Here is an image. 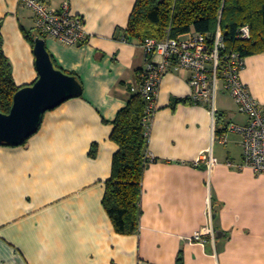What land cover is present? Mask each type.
<instances>
[{
	"label": "crops",
	"instance_id": "obj_1",
	"mask_svg": "<svg viewBox=\"0 0 264 264\" xmlns=\"http://www.w3.org/2000/svg\"><path fill=\"white\" fill-rule=\"evenodd\" d=\"M42 1L55 9L63 2ZM134 2L68 0L72 13L86 17V41L45 39L55 64L79 77L82 94L47 110L24 144H0V264H264V173L237 166L240 134L216 139L219 127L244 125L247 117L222 89L214 117L208 103L172 106L173 99H191L184 68L169 70L158 86L147 144L154 160L142 179L138 232L113 228L102 205L117 149L112 122L146 62L141 42L125 37ZM0 30L15 84L33 83L31 10L0 0ZM240 77L264 107V52L245 57ZM208 148L217 161L210 171L194 163ZM209 222L213 237L188 240Z\"/></svg>",
	"mask_w": 264,
	"mask_h": 264
},
{
	"label": "trees",
	"instance_id": "obj_2",
	"mask_svg": "<svg viewBox=\"0 0 264 264\" xmlns=\"http://www.w3.org/2000/svg\"><path fill=\"white\" fill-rule=\"evenodd\" d=\"M244 24L249 25L251 35L249 39L241 40L237 38V31ZM217 27L224 41L223 52L235 51L243 57L264 52V0H135L125 37L141 42L147 37L158 40L166 36L177 38L189 32L212 35ZM61 70L74 75L82 89L75 73ZM21 87L13 80L11 64L3 52L0 30V112H9L12 96ZM180 102L193 103L190 98H182L173 99L171 104L174 106ZM145 108L146 100L140 92L130 91L126 105L112 122L110 139L117 149L112 156L110 177L105 182L102 205L114 230L123 235L138 232L142 179L148 164L154 160L146 157ZM224 130L219 127L217 135ZM95 152L96 147L92 145L90 156Z\"/></svg>",
	"mask_w": 264,
	"mask_h": 264
},
{
	"label": "built area",
	"instance_id": "obj_3",
	"mask_svg": "<svg viewBox=\"0 0 264 264\" xmlns=\"http://www.w3.org/2000/svg\"><path fill=\"white\" fill-rule=\"evenodd\" d=\"M30 9L34 18L37 36L42 39L54 38L60 42L76 46L87 39L86 17L72 13L68 0H63L61 8L55 9L42 0H19ZM248 24L241 25L237 38L249 39ZM146 62L142 69L141 80L131 91H139L146 100L143 124L148 135L156 109V96L162 77L171 69L184 68L190 71L188 80L192 88L193 103H208V111L215 116L214 96L220 89L234 100L239 113L247 117V123L239 125L228 123L225 130L216 135V139L225 143L228 133L241 135L242 162L239 168L249 167L254 173H264V107L250 93L240 77L245 57L238 52H223L224 41L221 30L216 28L212 35L189 32L177 38L166 36L164 39L147 37L141 41ZM146 157L153 158L148 152ZM203 162L208 171L217 163L211 148L203 151L195 160V165ZM228 165H233L227 161ZM208 218L212 212L210 205L206 211ZM214 236L211 222L196 230L189 241L203 242V236Z\"/></svg>",
	"mask_w": 264,
	"mask_h": 264
},
{
	"label": "water",
	"instance_id": "obj_4",
	"mask_svg": "<svg viewBox=\"0 0 264 264\" xmlns=\"http://www.w3.org/2000/svg\"><path fill=\"white\" fill-rule=\"evenodd\" d=\"M33 53L38 77L13 94L8 113L0 112L2 145L22 144L37 131L47 110L81 93L77 78L54 65L41 37L34 38Z\"/></svg>",
	"mask_w": 264,
	"mask_h": 264
},
{
	"label": "rangeland",
	"instance_id": "obj_5",
	"mask_svg": "<svg viewBox=\"0 0 264 264\" xmlns=\"http://www.w3.org/2000/svg\"><path fill=\"white\" fill-rule=\"evenodd\" d=\"M224 93H227V92H224Z\"/></svg>",
	"mask_w": 264,
	"mask_h": 264
}]
</instances>
